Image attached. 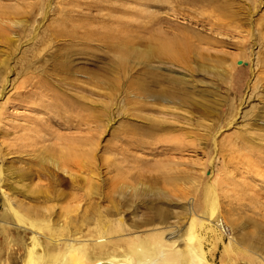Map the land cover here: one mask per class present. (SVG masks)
Masks as SVG:
<instances>
[{"label": "rangeland", "instance_id": "obj_1", "mask_svg": "<svg viewBox=\"0 0 264 264\" xmlns=\"http://www.w3.org/2000/svg\"><path fill=\"white\" fill-rule=\"evenodd\" d=\"M0 17L6 36L0 34V89L2 80L8 84L0 98V151L10 153L0 166H21L11 152L23 128L35 125L25 117L44 116L25 109L29 104L16 95L20 84L44 69L57 74L51 69L56 59L79 71L73 83L81 89L66 86L65 93L83 94L85 103L93 98L96 132H103L95 152L101 192L79 193L80 202L71 204L78 210L53 226L57 245L45 247L47 240L25 232L14 214L3 218L0 192V264H60L69 240L93 238L88 199L104 211L109 196L122 199L124 187L128 206L108 216L105 236L113 243L95 250L102 251L93 252L96 259L159 264L161 249L166 260L183 250L191 264H264V0H0ZM148 47L162 49V56L146 60ZM91 71L98 79L95 96L82 91L90 88ZM151 76L177 95L176 103L143 109ZM87 114L80 112L84 119ZM145 118L161 122L160 133L142 135ZM16 181L6 177L2 189L36 193L46 184ZM20 200L37 204L33 195L14 196ZM148 203L161 207L167 220L142 225ZM46 205L57 206L56 213L66 207Z\"/></svg>", "mask_w": 264, "mask_h": 264}, {"label": "bare ground", "instance_id": "obj_2", "mask_svg": "<svg viewBox=\"0 0 264 264\" xmlns=\"http://www.w3.org/2000/svg\"><path fill=\"white\" fill-rule=\"evenodd\" d=\"M0 34L1 37L6 38L5 32H1ZM161 50L162 49H156V51L153 52L150 50V47H148L145 51L146 60H152L154 56L155 58L156 56H162L163 52H161ZM62 56L63 55L60 56L57 54L56 58H60ZM179 56H181V54ZM56 60L53 61L54 64L51 66V69L57 72V74H55L54 76H52L50 73L47 74V70L45 72L44 69L41 73L36 75L35 81H32L30 79L29 82L31 83L29 84H25L23 82L21 84L19 83V88H22V91H18L16 95H18V97H21L19 100L20 102H26L29 104L28 106H25V109L29 110L32 113L34 111L41 112L42 115L44 114V116L41 118L39 116L38 118L25 117L30 119L27 121H29L30 123L32 122L35 125L32 124L34 126L32 128L22 127L27 132L23 134L21 133L18 138V145H15L16 149L11 152L20 155L13 157V161L21 164V166L14 168H11L10 166L5 169L4 167L0 166V192L3 199L2 206L5 208L2 217L6 218L10 213L17 216L18 222L21 224L25 232L29 231L32 233L33 237L39 239L38 236H41L47 240V244L45 247H53L59 243V241L56 240L52 235L53 230H56V228H54L53 226L59 223L61 221V217L68 214V212L78 210V206L74 205V207H72L73 205L71 206V204H75V202L77 201L80 202L79 199H82L79 197L80 192L86 191L87 197H90L88 194H96L97 192V194H99V192H101V183H98L97 178L98 173L97 165L95 164V152H97L96 149L99 146V136L103 132H96L98 125L96 124V122L99 119L95 112V102L93 101V98H91V100H88V102L90 101L89 103H85L84 100L86 99L83 94L75 97L67 96V94L65 93L66 86L81 89L78 84L73 83L75 80L74 78L77 77L79 71L73 69V67H70L69 64H65L63 62L57 63ZM26 67H29V65L25 66V68ZM1 69H4V66H2ZM95 73L96 72L91 71L88 74V85L90 86V88L82 89V91L84 90L85 92L94 96L96 93L91 88L97 87L98 85V79ZM151 78L152 81L150 80V85L144 84L143 86V93L145 98L144 102H146V105L143 106V109H154L153 103L161 104L167 102H177V95L158 88L156 86V83L159 79L154 76H151ZM7 86L8 84L6 79L2 80L0 98L8 92L6 89ZM73 91H75V89ZM31 105L36 106L37 108H42L44 110H39ZM82 111L88 112L85 119L82 115H80V112ZM144 124L146 132H141L142 135L144 134L153 136L160 133L159 131L163 129V125L161 124V122H153V120L150 118H145ZM83 126H85V128ZM61 130H64V132H61ZM113 134L114 133H112V135ZM115 135L116 132L114 134L115 138H117L118 140H125V138L118 136L119 134H117L116 136ZM8 154L10 153H2V151H0V160H4L6 155ZM82 173H84L85 175H81ZM60 174H62L61 176H63V178L59 176ZM6 177L17 179V183H22L27 180H31L32 182H34V180L42 178V180L44 179L46 184H40L42 186H39L36 193L33 192L35 190L24 192L21 189L19 190L15 187L9 186L7 189H9L11 192L9 191L10 193H8V191L2 189V186L8 183V181L7 183L5 182ZM65 177H68V180ZM33 184L36 188L37 184ZM65 188H67L68 191H65ZM22 189H24V187H22ZM124 189L125 190L121 195L122 199H119L118 201L109 196V202L111 204L104 211L101 209L98 202L92 201V199H88L89 202L87 203V206L89 210H86L87 212H90V214H92L96 219V224H94L95 226L93 227V238H83L81 240L79 237H73L71 240H69L70 243L67 244L69 245V248L68 250H66L65 257L64 259H62L60 264H129L128 260L121 261L119 259L113 258L114 255L109 259L103 260L96 259L93 256V252H102L95 250L100 249V247H104L107 242L113 243L112 237L108 236V240L105 236V233L109 230L108 228L110 225L108 216L118 214L120 212V209L127 205L128 187H124ZM131 190L133 191L132 195L137 194V187L131 188ZM14 194L16 196H23V198L26 199L33 195L35 202L40 206H37V204L31 205L29 203H24L21 200L14 202ZM107 197L108 196H102V199ZM48 202H65L66 207H59V211L56 213V208L58 207L55 205H46ZM148 204L149 206H146V208L149 210L148 217L141 222L142 225H149L155 222L162 223L167 220V214L161 209V207L155 206L152 203ZM53 215L56 216L55 220L53 219ZM24 216L32 217L37 221H25L22 218ZM86 220L87 219H85V221ZM90 221L92 222V220ZM62 223L66 224V222L64 221H62ZM39 226H43V229L45 228V230L50 231L49 236L41 233L42 230H40L41 228H39ZM76 234H79V232ZM172 235L173 232L170 233V236ZM157 236L158 235L156 234L151 235L150 238L153 240ZM174 243L175 241H170L169 243L163 244L165 246H171ZM89 245L93 248L94 251L89 252L85 249H82L83 246ZM143 254L145 258L150 257L148 254ZM186 257H188V254H186L183 250H176L174 257L166 260V258H164L163 251L160 249V259L158 260H160L159 264H170V260L173 262L175 261L176 264H191V262ZM51 264L54 263L52 262ZM135 264L143 263L139 261ZM144 264L146 263L144 262ZM148 264H158V261L152 260Z\"/></svg>", "mask_w": 264, "mask_h": 264}]
</instances>
